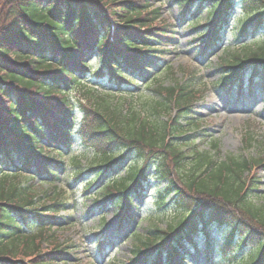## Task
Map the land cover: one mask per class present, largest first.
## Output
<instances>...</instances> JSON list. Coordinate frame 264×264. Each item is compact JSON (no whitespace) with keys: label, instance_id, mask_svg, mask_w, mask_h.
<instances>
[{"label":"trees","instance_id":"16d2710c","mask_svg":"<svg viewBox=\"0 0 264 264\" xmlns=\"http://www.w3.org/2000/svg\"><path fill=\"white\" fill-rule=\"evenodd\" d=\"M152 1L0 0V264L75 260V246L57 243L60 229L73 224L72 185L81 182L83 193L91 194L87 198L103 195L95 210L117 207L123 225L131 221L132 201L153 179L164 183L155 200L160 210L173 208L178 216L154 235H136L130 264H184L189 253L183 256V250L198 249L202 231L210 246L214 227L230 229L218 252L223 262L264 264V195L253 200L258 181L251 178L247 185L245 177L255 167L264 169V159L218 160L216 142L207 152L176 141L186 132L183 120L196 102L198 75L178 95L153 90L166 97L147 119L126 114L109 94L87 86L95 69L91 58L99 61L96 78L109 77L119 91L134 92L135 82L171 69L164 59L176 34ZM177 1L184 14L214 4L197 27L206 30L199 48L203 58L222 43L236 4L242 6L239 50L220 62L216 87L238 88L244 80L259 79L264 91V0ZM85 87L90 97L80 105L79 121L68 92ZM170 106L179 114L167 124L160 112ZM130 156L137 166L126 167ZM104 179L109 180L100 187ZM36 185L47 189L38 192ZM245 250L251 254L242 257Z\"/></svg>","mask_w":264,"mask_h":264},{"label":"rangeland","instance_id":"374dc122","mask_svg":"<svg viewBox=\"0 0 264 264\" xmlns=\"http://www.w3.org/2000/svg\"><path fill=\"white\" fill-rule=\"evenodd\" d=\"M151 5L155 8L161 7L162 22H168L175 26L177 47L169 52L164 60L168 62L171 69L159 73L156 80L151 81L152 79H149L145 83H140L135 94L113 92L112 85L108 88L110 90L105 91V89L100 88L98 92L109 94L113 103L123 105L126 114L135 112L139 114L140 118L147 119L151 117V107L163 101L166 97L163 92L159 96L153 90L173 89L174 94L178 95L179 88L182 84L184 86L186 77L190 78L198 75L200 81L197 83L196 103L189 118L184 120L188 124L186 125L187 134L184 137L176 136V141L183 146L190 145L207 152L212 150V142H217L220 152L218 158L222 160L230 157L264 159V91L262 90L263 84L261 81L259 79L253 83L245 81L242 94H239L235 89L226 91L215 87V83L220 79V75L217 73L220 62L232 52L239 50H235L237 43L233 40L237 37L236 30L243 17L240 7L238 6L233 21L227 29L228 43L221 46L218 51L209 54L207 58H202L198 54V48L202 43L204 31L197 29V26L204 23L207 18V10L210 7L202 9L195 17L200 19L192 23L195 21L193 15L190 16L192 20L187 17L183 18L181 6L173 0H160V2L155 0ZM259 44L261 42L257 46ZM95 61H93V64L96 69L98 60ZM243 74L246 75L247 73ZM91 79L96 84L94 78ZM105 83L103 85H110L109 79L105 80ZM105 86L103 87L107 88ZM94 87L92 86L89 89L94 90ZM86 88L88 87L68 92L69 101L80 112L81 103L88 102L90 97ZM172 113H174V109L167 112L161 111L160 121L170 120V118H173ZM193 122L197 123L199 128L195 127L192 124ZM188 131L190 132L188 133ZM251 138V145H249ZM130 157L131 159L127 161V165L137 166L139 164L137 159H134L133 156ZM85 162L89 164V160L83 158V164ZM153 170L149 171V176L154 174ZM120 176L124 178L126 173L121 171ZM253 177H256L254 181H259L255 184L256 188L252 196L253 200L257 201L264 195V169L257 168L254 170ZM108 180L104 179L100 187L105 185ZM80 185L81 182L72 185L74 190H77L74 195V200L77 202L76 207L69 212L73 224L60 229L59 234L57 233L59 241L57 243L73 245L77 248L75 260L78 261L74 260L65 264H89L90 262L93 264H130L129 260H131L134 248L133 239L136 238V235L141 236L150 233L154 235L157 228L160 230L166 229L178 216L173 208L160 210L158 207L155 202L157 200V190L163 188L164 183L154 179L149 183L146 193L134 198L129 213L131 221L123 225L119 224V222L121 223V214H118L117 207L108 205L104 207V212L98 211L97 213L95 209L99 205H103V195L87 198L91 194L85 195ZM36 189L42 193L47 188L46 186L39 187L36 185ZM96 200H100V204L97 205ZM228 233L227 228L212 230L210 237L214 242V247L220 250L223 239ZM199 242V249L201 250L199 252L193 251L187 260L188 263L227 264L219 257L218 252L214 253L212 262L206 261L202 253L203 237L199 239ZM97 244L105 245L102 252L101 246ZM46 250L47 247L44 246V251ZM250 254L251 252L245 250L242 257Z\"/></svg>","mask_w":264,"mask_h":264}]
</instances>
